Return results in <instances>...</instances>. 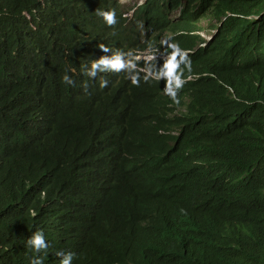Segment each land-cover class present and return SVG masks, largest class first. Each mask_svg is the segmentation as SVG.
<instances>
[{
    "label": "trees",
    "instance_id": "16d2710c",
    "mask_svg": "<svg viewBox=\"0 0 264 264\" xmlns=\"http://www.w3.org/2000/svg\"><path fill=\"white\" fill-rule=\"evenodd\" d=\"M103 9L119 3L0 0V264H186L181 233L219 245L194 264H251L229 247L241 228L264 246V0H150L142 40ZM37 228L46 254L25 247Z\"/></svg>",
    "mask_w": 264,
    "mask_h": 264
},
{
    "label": "clouds",
    "instance_id": "9594fccd",
    "mask_svg": "<svg viewBox=\"0 0 264 264\" xmlns=\"http://www.w3.org/2000/svg\"><path fill=\"white\" fill-rule=\"evenodd\" d=\"M114 1V0H112ZM119 3V11L116 13L115 10H98L97 15L101 16L104 22L108 26L115 24L119 25V29L110 32V35H113L117 32H124L129 36L139 37L141 40L144 37L150 36L149 30H154V25L152 19L144 12V6L150 0H139L135 1L130 5H124L120 0H116ZM183 3V2H182ZM165 9L167 8L166 3L164 2ZM186 4V3H185ZM183 6H178L176 9L170 12V17L176 18L179 16ZM214 20V21H213ZM213 23V24H212ZM217 21L212 19L210 23L202 22L203 25L207 27L208 32L200 31V34L206 39H212L213 35L216 33L217 29H213ZM206 33V34H202ZM206 43H202L205 45ZM104 52H108V48L101 46L100 47ZM148 55V56H147ZM175 55V53H173ZM163 57H168L169 55H162ZM138 58L151 59L155 57L154 55L144 52L137 55ZM181 60H185L184 53H180ZM125 64L119 58V55H116L113 58L106 56H101L98 59L94 60L90 66H85L82 71L86 72L88 76L94 77L97 71H110V70H119L124 68ZM140 70L147 72L146 69L140 68ZM166 77V76H165ZM252 74L246 79H244V85L247 89H252L255 86L251 87L249 84ZM62 82L71 85L73 83L72 78L64 73L61 76ZM181 78H172V82L177 84ZM107 81L101 80L100 87H104ZM132 83H137L135 77L132 78ZM229 91L232 96L236 99L238 98L234 92V89L229 86ZM172 87L167 88L171 90ZM174 97V93L172 94ZM254 102H261L262 100H257ZM253 102V103H254ZM264 190V189H263ZM233 237H236L230 243V252L232 254H239L240 256L245 257L251 264H262L264 258V246L259 240L248 237L244 233V229H239L233 234ZM25 247L28 248L33 253L46 254V249L48 248V242L45 239L43 229L37 228L24 242ZM174 246L176 252L182 261H185L186 264H194L198 262H203L204 260H213L218 252L219 245L217 241L209 236H202L195 241L186 240L185 234L181 233L174 240ZM56 255L60 257L59 264H71L75 253L71 251H57ZM29 264H43V255H33L29 259Z\"/></svg>",
    "mask_w": 264,
    "mask_h": 264
},
{
    "label": "rangeland",
    "instance_id": "374dc122",
    "mask_svg": "<svg viewBox=\"0 0 264 264\" xmlns=\"http://www.w3.org/2000/svg\"><path fill=\"white\" fill-rule=\"evenodd\" d=\"M135 1H139V0H120V2L124 5H130L132 3H134ZM214 21V20H213ZM206 23V22H205ZM202 34H206V33H202ZM148 56V55H147Z\"/></svg>",
    "mask_w": 264,
    "mask_h": 264
}]
</instances>
